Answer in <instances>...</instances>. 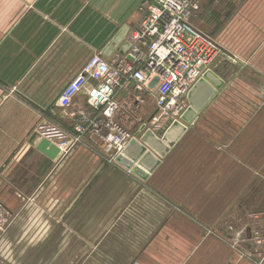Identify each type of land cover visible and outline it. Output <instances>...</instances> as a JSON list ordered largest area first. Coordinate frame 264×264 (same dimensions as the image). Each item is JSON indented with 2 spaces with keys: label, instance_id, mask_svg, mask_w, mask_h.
<instances>
[{
  "label": "rangeland",
  "instance_id": "374dc122",
  "mask_svg": "<svg viewBox=\"0 0 264 264\" xmlns=\"http://www.w3.org/2000/svg\"><path fill=\"white\" fill-rule=\"evenodd\" d=\"M246 4L229 1L242 14ZM249 15L253 20L254 10ZM207 35L219 47L210 69L225 84L161 158L156 177L142 179L111 161L101 137L89 136L92 144L84 140L78 150L84 156L68 157L75 146L58 154L48 182L12 214L0 264H223L222 246L231 252L224 264H264V244L254 238L255 231L264 236V143L252 145L257 126L264 130V48L244 47L246 35L255 42L261 34H237L231 47ZM152 109L146 104L143 115ZM136 124L140 136L150 130L162 139L167 130L144 119ZM176 215L186 220L166 225ZM191 221L201 233L185 242L189 249L164 233Z\"/></svg>",
  "mask_w": 264,
  "mask_h": 264
},
{
  "label": "crops",
  "instance_id": "0c3cea01",
  "mask_svg": "<svg viewBox=\"0 0 264 264\" xmlns=\"http://www.w3.org/2000/svg\"><path fill=\"white\" fill-rule=\"evenodd\" d=\"M142 1L0 0V200L12 214L44 187L55 169L57 156L52 158L38 148L44 139L39 127L56 125L73 132L77 122L88 125L98 116L99 109L89 102L94 80H89L67 107H61L58 99L94 54H101L110 63L125 57L129 34L143 15ZM229 1L200 0V8L190 22L200 31L210 32L223 47H231L237 34L259 33L260 38L255 42L246 35L244 47L263 49L264 0H239L250 2L246 4L250 6L247 14L232 10ZM251 10H254L253 20L249 18ZM240 16L245 18L239 21ZM122 30L121 41L113 42ZM116 97L122 106L116 121L135 134L140 129L136 121H148L150 114L143 115L145 105L154 108L152 95L147 94L143 103L138 102L137 111L125 110L126 104L136 105L132 85L118 90ZM257 128L254 150L264 143V130L259 125ZM89 136L97 137L92 132L86 133L68 157L84 156L78 150L84 140L88 146L92 144ZM237 140L243 141L245 136ZM157 173L158 170L150 174L148 181ZM176 217L186 220L176 215L166 225H172ZM164 233H173L185 248V242L198 240L201 229L197 222L191 221L189 228L178 223L166 228ZM213 241H210L212 249H218ZM222 250L224 264L231 252L225 246Z\"/></svg>",
  "mask_w": 264,
  "mask_h": 264
},
{
  "label": "built area",
  "instance_id": "2783aa9c",
  "mask_svg": "<svg viewBox=\"0 0 264 264\" xmlns=\"http://www.w3.org/2000/svg\"><path fill=\"white\" fill-rule=\"evenodd\" d=\"M199 7V0H143V15L129 34L125 57L110 63L101 54H94L58 99L61 107H67L87 82L94 80L89 102L99 109L95 120L88 125L77 122L73 132L56 125L40 126V135L59 149L58 154L66 155L92 132L101 137L104 150L115 161L133 138L116 121L122 107L117 92L127 84L132 85L136 105L126 104L125 110L137 111L138 102L143 103L151 94L154 108L147 122L163 129L177 120L186 109L188 91L211 67L219 51L215 40L190 22ZM11 222L12 213L0 200V237ZM254 238L264 244V236L260 238L257 231Z\"/></svg>",
  "mask_w": 264,
  "mask_h": 264
},
{
  "label": "water",
  "instance_id": "95a60500",
  "mask_svg": "<svg viewBox=\"0 0 264 264\" xmlns=\"http://www.w3.org/2000/svg\"><path fill=\"white\" fill-rule=\"evenodd\" d=\"M123 34L124 30L120 31L113 42L119 43ZM125 47H129L128 42ZM224 84L225 81L222 77L215 74L210 68L207 69L188 91V106L180 115V120H174L170 123L162 139H159L150 130L144 131L141 136L138 131L126 144L122 152L116 156L115 161L131 169L140 178L147 179L160 164L161 158L166 156L170 147L174 145L182 133L197 122L199 115L214 99ZM168 133H176V135L170 138V136H167ZM146 146H149L151 150H148ZM38 148L52 158H55L59 153V149L46 138L40 141ZM132 160L137 161L134 167H131Z\"/></svg>",
  "mask_w": 264,
  "mask_h": 264
},
{
  "label": "bare ground",
  "instance_id": "6f19581e",
  "mask_svg": "<svg viewBox=\"0 0 264 264\" xmlns=\"http://www.w3.org/2000/svg\"><path fill=\"white\" fill-rule=\"evenodd\" d=\"M176 133H168L167 136H170V138L175 137Z\"/></svg>",
  "mask_w": 264,
  "mask_h": 264
}]
</instances>
